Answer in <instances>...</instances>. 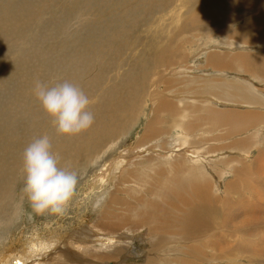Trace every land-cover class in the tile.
<instances>
[{"label": "rangeland", "instance_id": "rangeland-1", "mask_svg": "<svg viewBox=\"0 0 264 264\" xmlns=\"http://www.w3.org/2000/svg\"><path fill=\"white\" fill-rule=\"evenodd\" d=\"M257 57L264 60V0H0V161L9 166L0 162V264H57L63 253L74 264H145L147 256L264 264V66L249 62ZM61 80L91 102L94 124L78 136L58 134L29 95L32 82ZM43 135L61 166L81 174L63 217L38 216L22 199V153ZM165 185L207 210L190 220L191 238L175 231L150 245L152 228L134 217L107 231ZM85 242L109 248L104 259L75 257Z\"/></svg>", "mask_w": 264, "mask_h": 264}, {"label": "clouds", "instance_id": "clouds-1", "mask_svg": "<svg viewBox=\"0 0 264 264\" xmlns=\"http://www.w3.org/2000/svg\"><path fill=\"white\" fill-rule=\"evenodd\" d=\"M34 95L51 118L58 134L73 137L87 132L94 124L90 99L82 89L64 82L49 87L37 81ZM48 135L35 138L23 153L25 174L22 199L26 197L38 216L63 217L78 196L81 174L61 166Z\"/></svg>", "mask_w": 264, "mask_h": 264}, {"label": "bare ground", "instance_id": "bare-ground-1", "mask_svg": "<svg viewBox=\"0 0 264 264\" xmlns=\"http://www.w3.org/2000/svg\"><path fill=\"white\" fill-rule=\"evenodd\" d=\"M170 2V1H169ZM190 2V1H189ZM211 2V1H210ZM167 3V2H166ZM191 3V2H190ZM194 3V2H193ZM205 5V4H204ZM203 6V5H202ZM206 6V5H205ZM159 8V7H158ZM155 9L156 8H154V10H153V13H154V11H155ZM193 9H194V7H193ZM195 9H197V8H195ZM201 9V8H200ZM199 9V10H200ZM191 10V9H190ZM198 12V11H197ZM199 12H202V14H203V10L201 9ZM198 12V13H199ZM198 13H196V14H198ZM206 13V12H205ZM195 14V15H196ZM204 15H207V14H204ZM201 17V16H200ZM206 17V16H205ZM199 18V17H198ZM202 18V17H201ZM209 18V17H208ZM195 19V18H194ZM204 19V18H203ZM208 21V20H207ZM190 22V21H189ZM206 22V21H205ZM193 24V23H192ZM170 44V43H169ZM173 45V44H172ZM170 46V45H169ZM91 50L92 49H86V52L88 53V55L90 56V55H92L93 53L91 52ZM92 51H94V50H92ZM169 52V51H168ZM165 53V52H164ZM175 55V54H174ZM173 55V56H174ZM168 56V55H167ZM258 58V57H257ZM170 60V59H169ZM172 60V59H171ZM212 60V59H211ZM232 60V59H231ZM231 60L229 61V62H231ZM165 61V60H164ZM215 61V60H214ZM214 61H211L210 62V64L212 63V62H214ZM234 60H232V62H233ZM223 62V61H222ZM235 62H237V61H235ZM249 62L251 63V68L250 69H253V65L257 68L258 66H260V65H262V66H264V60L263 59H261V58H258L257 60H254L253 62L251 61V59L249 60ZM217 64L218 62L216 61V62H214L213 64ZM215 64V65H216ZM220 64H222V63H220ZM230 64V63H229ZM233 64H235V63H233ZM239 64V63H238ZM253 64V65H252ZM215 65H214V67H215ZM223 65V64H222ZM228 65V64H227ZM242 65V64H241ZM248 66H249V64H247ZM218 66H220L219 64H218ZM225 66V65H224ZM243 66V65H242ZM231 67H233L232 66V64H231V66H230V68ZM48 78V77H47ZM64 82H66V80H61V81H59L57 84H61V83H64ZM56 83V82H55ZM70 83L71 84H74L75 85V82H72V81H70ZM36 84V83H35ZM35 84H34V82H32V84H31V86H33L34 85V87H35ZM33 87V88H34ZM30 89H32V87L30 88ZM33 92H34V90L32 91V92H30V94L29 95H33ZM138 93V92H137ZM241 93V92H240ZM233 94V93H232ZM138 95V94H137ZM140 95V94H139ZM238 95V94H237ZM107 96V95H106ZM225 96V95H224ZM234 96V95H233ZM133 97V96H132ZM134 98V97H133ZM233 98V97H232ZM103 99V98H102ZM231 99V98H230ZM228 100H229V98H228ZM26 101H28V99L26 100ZM29 102V101H28ZM95 102V101H94ZM7 105H8V103H7ZM132 105V104H131ZM29 106V105H28ZM107 107V106H106ZM162 107L164 108V109H166V110H169V112L170 113H172L173 114V111H172V107H174V106H170L169 105V103H165L164 105H162ZM159 109V108H158ZM163 110V109H162ZM175 110V109H174ZM161 111V110H160ZM162 112V111H161ZM169 112H166V113H169ZM95 113V112H94ZM216 114V113H215ZM101 117V116H100ZM211 121V120H210ZM208 124H209V121L207 122ZM213 123V122H212ZM151 126V125H150ZM157 127V126H156ZM124 128V127H123ZM160 128V127H159ZM151 129H156L155 127H153L152 128V126H151ZM151 129H148V131L149 130H151ZM153 130L149 133V134H147V132H146V134L148 135L147 136V139L148 140H151V139H153L152 138V136H153ZM158 130V128L156 129V131ZM160 130V129H159ZM96 131V130H95ZM161 131V130H160ZM93 132V131H92ZM155 132V131H154ZM37 133V132H36ZM90 133V132H89ZM156 133V132H155ZM157 133H158V131H157ZM102 134V133H101ZM146 134L144 135V136H146ZM164 134V133H163ZM6 135H4L3 137H5ZM95 136V135H94ZM93 136V137H94ZM5 140V139H4ZM94 140V139H93ZM144 140H145V138H144ZM154 140H157V139H154ZM159 140V139H158ZM14 141V140H13ZM66 141V140H65ZM93 142V141H92ZM92 142H91V144H92ZM145 142V141H144ZM93 143H95V142H93ZM88 145H90V144H88ZM93 145V144H92ZM85 146V145H84ZM71 147V146H70ZM85 148H87V147H85ZM67 152V151H66ZM77 152V151H76ZM68 153V152H67ZM15 154V153H14ZM74 154H75V152H74ZM77 156V155H76ZM75 158V157H74ZM4 159L5 158H3V160L2 161H0L1 162V166L2 165H4L5 167L6 166H8L7 165V163L4 161ZM1 160V159H0ZM123 164V163H122ZM169 164V163H168ZM179 164V163H178ZM166 165V164H165ZM174 165V164H173ZM177 166V165H176ZM200 166V165H199ZM9 167V166H8ZM151 167V166H150ZM201 167V166H200ZM109 168V167H108ZM153 168V167H152ZM176 172V171H175ZM179 174V173H178ZM161 177V176H160ZM168 177V176H167ZM196 177V176H195ZM204 177V176H203ZM187 179H189V178H187ZM173 180V179H172ZM180 180V179H179ZM178 180V181H179ZM191 180V179H190ZM199 180H200V178H199ZM203 180V179H202ZM202 180H200L201 182H202ZM174 182V181H173ZM177 182V181H176ZM199 182V181H198ZM209 182V181H208ZM177 183H179V182H177ZM191 183H192V181H191ZM195 183V182H194ZM206 183V182H205ZM205 183H204V185H205ZM151 184V183H150ZM157 184V183H156ZM163 184V183H162ZM161 184V185H162ZM170 184H172V183H170ZM183 184V183H182ZM158 185V184H157ZM157 185H155V186H157ZM180 185H181V183H180ZM183 185H185V183L183 184ZM203 185V187H205ZM207 185V184H206ZM151 186H154L153 184L151 185ZM166 187L164 188L163 187V190L165 191L162 195H161V191H160V193L158 194V199H154V200H152V199H150V200H146V201H144V202H142V204H141V206H140V208H137V209H133L132 208V205H131V207H127L126 208V210L124 211V213H121L120 214V216H118L117 215V219L116 220H114V221H112V223H110L109 225H107V231L109 230V231H112L113 229H114V227L113 226H115V228L117 227V226H125V225H127L128 224V222L130 221V220H128L129 219V217H130V219H131V217H134V218H136L137 220L136 221H138V224H140V225H144V227H146V226H148V227H151L152 229V232H153V235L150 237V239H147L148 241H149V243H150V245H151V243L153 244L154 243V241L155 242H157V244H160L161 242H163L164 240H166V239H168L169 238V236H171V233H173V232H175V231H177V233L176 234H178V236H180V237H184V238H186V237H188L189 236V238H191L190 237V234H191V223H190V220H192V219H195V214H197V212H200V213H198V214H206L205 212H203V210L205 209V206L202 208V209H199V210H197V206L193 209V208H191L189 205H191L192 204V202H193V200L190 198V196L189 195H187V194H185L184 192H182L183 190L185 191V186H182L183 187V190L182 191H180L181 189H180V186L178 185V187L179 188H177V186H176V188H174L173 187V185H165ZM193 186V185H192ZM195 186H197L196 184H195ZM148 187V186H147ZM150 187V186H149ZM181 187V188H182ZM194 187V186H193ZM209 187V186H208ZM153 188V187H152ZM157 189H159L158 187H156ZM190 188V187H189ZM197 188V187H196ZM196 188L195 189H193V190H196ZM155 189V188H154ZM199 189H201V188H197V190H199ZM151 190H153V189H151ZM192 190V192H195V191H193ZM196 190V191H197ZM201 190H203V191H205V189H201ZM201 190H199V191H201ZM208 190V189H207ZM211 190V189H210ZM210 190L207 192L208 194H209V192H210ZM202 191V192H203ZM150 192H152V191H150ZM156 192V191H155ZM159 192V191H158ZM190 192V191H189ZM187 193H188V191H187ZM151 194H153V193H151ZM197 194V193H196ZM198 194H201V192L199 193L198 192ZM197 194V195H198ZM204 195L206 194V192H204L203 193ZM154 195H155V193H154ZM207 195V194H206ZM210 195L211 194H209V197H210ZM200 196V195H199ZM201 196H202V194H201ZM200 196V197H201ZM208 196V195H207ZM211 197H212V195H211ZM194 198V197H193ZM196 198V197H195ZM203 199V198H202ZM209 199H211V198H209ZM198 200H200L199 198H198ZM205 200H207V199H204V202H205ZM220 200V199H219ZM118 201V200H117ZM202 202H203V200H201ZM198 202V201H197ZM202 202H201V204H202ZM203 202V203H204ZM212 202V201H211ZM125 203V202H124ZM206 203V202H205ZM138 204V203H137ZM206 204H208V203H206ZM221 204V203H220ZM198 205V204H197ZM200 205V204H199ZM198 205V206H199ZM211 205V204H210ZM126 206V205H125ZM212 206V205H211ZM188 207L189 208H191V210H188ZM208 207V206H207ZM206 207V208H207ZM200 208V207H199ZM193 209V210H192ZM216 209V208H215ZM219 209H220V207H219ZM206 210V209H205ZM134 211H135V213H134ZM207 211V210H206ZM191 212V213H190ZM222 214V213H221ZM216 215V214H215ZM218 215V214H217ZM127 218V220H126V218ZM197 217V216H196ZM204 217V216H203ZM203 217H201V218H203ZM215 217V216H214ZM133 218V219H134ZM220 218V217H219ZM205 219V218H204ZM102 220V219H101ZM106 220V219H105ZM120 221L122 222V223H120ZM196 221V220H195ZM198 221V220H197ZM208 221H209V219H208ZM133 222V221H132ZM133 223H135V222H133ZM133 223H130V224H132L133 225ZM137 223V222H136ZM198 223H200V222H198ZM108 224V223H107ZM138 224L136 225V226H138ZM201 224V223H200ZM106 225V224H105ZM140 225L138 226L139 228H142V226L140 227ZM202 225H203V223H202ZM218 225V224H217ZM100 226V225H99ZM204 226V225H203ZM103 227H104V225H103ZM126 227V226H125ZM124 227V228H125ZM128 227V226H127ZM134 227V226H133ZM206 227V226H205ZM123 228V227H122ZM131 228V227H130ZM138 228V230H140ZM133 228H131V230H132ZM150 229V228H149ZM100 230V229H99ZM116 231V230H115ZM134 231H136L137 232V230H135V228H134ZM148 231H150V230H148ZM151 232V231H150ZM103 233V232H102ZM106 233V232H105ZM111 233V232H110ZM117 233V232H116ZM97 234V233H96ZM113 234V233H112ZM150 234V233H149ZM175 234V233H174ZM85 235V234H84ZM118 235V234H117ZM151 235V234H150ZM149 235V236H150ZM112 236V235H111ZM120 236V235H119ZM148 236V237H149ZM197 236V235H196ZM203 237V236H202ZM181 239H183V238H181ZM163 240V241H162ZM183 240H185V239H183ZM115 241V240H114ZM100 242H102L101 240H100ZM99 242V243H100ZM181 242V241H180ZM76 243V242H75ZM80 243H81V241H80ZM83 243V242H82ZM86 243V242H85ZM98 243V242H97ZM78 244V243H77ZM87 244V243H86ZM105 244V243H104ZM103 244V245H104ZM35 245V244H34ZM79 245V244H78ZM81 245V244H80ZM100 245H101V243H100ZM108 245V244H107ZM92 246H94V245H92ZM90 247V245H84V244H82V246H74L75 248L77 247V249L76 250H73L74 251V254H75V257H76V255L77 256H79L81 259H83V263H84V259L85 258H97L98 260L99 259H104L103 257L107 254V252H108V250H109V248H107L106 247V249H105V245H104V248L102 249L99 245V247L101 248V250H94L93 249V247ZM43 247V246H42ZM73 247V248H74ZM217 247V246H216ZM74 248V249H75ZM95 248H97L96 246H95ZM67 249V248H66ZM65 249V250H66ZM155 249V248H154ZM196 249L198 250V251H200V252H202V250H204V249H201V248H199V247H196ZM217 249V248H216ZM25 250V249H24ZM63 251H64V249H62ZM151 250V249H150ZM150 250H149V252L148 253H150V254H153V252L151 253L150 252ZM193 250H195V249H193ZM6 251V250H5ZM38 251V250H37ZM36 251V252H37ZM67 251V250H66ZM65 251V252H66ZM69 251V250H68ZM81 251V252H80ZM70 252H72V251H70ZM81 253V254H78V253ZM122 252V251H121ZM29 253V252H28ZM63 253V252H62ZM77 253V254H76ZM118 253L119 254H121L119 251H118ZM155 253V252H154ZM64 255L62 256V255H59L58 254V259L57 260H55V262L57 261V264H74L75 263V261H71L67 256H65V255H67L66 253H63ZM73 254V252H72V254L71 255H74ZM194 254V253H193ZM196 254V253H195ZM23 255H26V254H23ZM197 256H200V253H199V255H197ZM43 257V256H42ZM107 257H108V255H107ZM115 257V256H114ZM202 258H203V256H201ZM3 258H6V257H4V255H2L1 257H0V260L2 259L3 260ZM24 258V257H23ZM147 263H145V264H161V261H158V260H156V256L155 257H148L147 256ZM201 259V258H200ZM5 260V259H4ZM8 260V259H7ZM94 260V259H93ZM100 260V261H101ZM110 260V259H109ZM77 261H79V260H77ZM89 261V260H88ZM105 261V260H104ZM114 262V261H113ZM36 263V262H35ZM191 263V262H190ZM36 264H40V262H38V263H36ZM51 264V263H50ZM56 264V263H55ZM91 264H94V263H91ZM109 264H113V263H109ZM199 264V263H198Z\"/></svg>", "mask_w": 264, "mask_h": 264}]
</instances>
